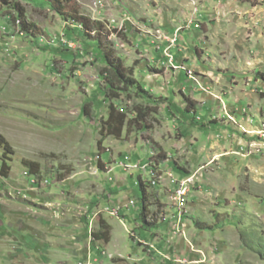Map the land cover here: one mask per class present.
I'll list each match as a JSON object with an SVG mask.
<instances>
[{"label":"rangeland","instance_id":"1","mask_svg":"<svg viewBox=\"0 0 264 264\" xmlns=\"http://www.w3.org/2000/svg\"><path fill=\"white\" fill-rule=\"evenodd\" d=\"M98 39L161 101L121 138ZM88 263L264 264V0H0V264Z\"/></svg>","mask_w":264,"mask_h":264},{"label":"trees","instance_id":"2","mask_svg":"<svg viewBox=\"0 0 264 264\" xmlns=\"http://www.w3.org/2000/svg\"><path fill=\"white\" fill-rule=\"evenodd\" d=\"M15 9L18 11L20 19L23 23V32L30 33V28L25 23L24 10L20 9V6H15ZM58 14L64 15L57 11ZM74 23H78L82 27L84 34L89 38L92 31L100 32V24L92 25V22L85 17L73 18ZM96 25V26H95ZM99 49L101 56L105 62V68L101 71V75L104 77L106 82V93L107 98L110 100H119L121 97L126 96L127 98H137L142 100L147 107H142L138 105L134 108V117L129 119L128 115L125 112L119 111L113 104L110 105V114L108 120L104 123L101 133H106L107 136H114L116 138H121L124 130L130 128L131 126H138L141 130L146 127V120L148 117L155 112L153 108L158 107L161 104V101L154 98L150 92H148L142 84L135 79V69L127 68L123 61L115 55L111 50L106 51L103 48V41L98 39ZM151 106H154L153 108ZM190 106L185 109L187 113L192 115L194 112L190 111ZM84 114L87 116L90 115L88 106H85L83 109ZM138 124V125H137ZM193 125H197L202 129H205L206 126L193 119ZM5 168V163H4ZM1 171V174L5 175V170ZM140 187L143 193L142 198V213L141 220L143 223H146V196L144 187L140 181ZM204 230H217L215 227H206ZM91 236L96 241H104L105 243H110L111 232L108 225L102 223L100 230L97 233H92Z\"/></svg>","mask_w":264,"mask_h":264},{"label":"built area","instance_id":"3","mask_svg":"<svg viewBox=\"0 0 264 264\" xmlns=\"http://www.w3.org/2000/svg\"><path fill=\"white\" fill-rule=\"evenodd\" d=\"M175 41L176 40H171L170 45L173 46L175 44ZM70 46L73 48V45H70ZM124 167L132 169V167L129 165H125ZM32 183L34 184V180ZM175 201H176L177 205L179 206V208H182L185 206V204H186V188H184L183 185L180 186L179 189L177 190ZM131 205L135 206V202H132ZM89 263H91V262H89Z\"/></svg>","mask_w":264,"mask_h":264},{"label":"crops","instance_id":"4","mask_svg":"<svg viewBox=\"0 0 264 264\" xmlns=\"http://www.w3.org/2000/svg\"><path fill=\"white\" fill-rule=\"evenodd\" d=\"M169 98V100L170 101H168V104H169V106L170 107H172V108H174L175 107V105H174V103H173V99L171 98V95L168 97ZM142 221V220H141ZM37 242H38V240H37ZM45 250V249H44ZM43 252V251H42ZM52 251L51 250H48L47 252H46V254H50ZM186 253H185V255H184V257L185 256H187V257H189V253H188V251H185ZM45 256H48V255H45ZM90 257V258H89ZM190 257H191V255H190ZM90 260V259H92L93 261H94V256L92 255V253L91 254H87V256H86V259H85V261H87V260ZM191 259V258H190ZM193 259V258H192Z\"/></svg>","mask_w":264,"mask_h":264}]
</instances>
